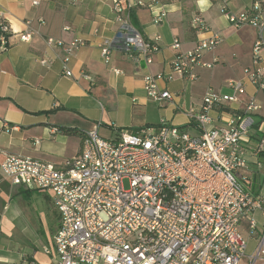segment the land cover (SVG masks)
<instances>
[{
	"label": "built area",
	"instance_id": "1",
	"mask_svg": "<svg viewBox=\"0 0 264 264\" xmlns=\"http://www.w3.org/2000/svg\"><path fill=\"white\" fill-rule=\"evenodd\" d=\"M142 5V0H113L119 29L113 39L100 45L105 62H111L117 46L127 52L135 50L148 65L153 63L160 37L146 39L130 20L132 11ZM263 7L264 0H256L252 11L236 14L226 7L225 12L234 26L248 24L259 31L252 51L253 66L244 69L246 79L259 90L264 89ZM152 11L155 23L165 21L164 9ZM27 26L19 35L23 42L39 34L31 21ZM192 26L201 32L211 31L201 15L193 17ZM9 27L0 12L2 44ZM221 42L214 34L178 53L172 72L196 80L198 65L212 66L202 61L203 53ZM47 43L62 49L64 73L72 76L68 64L86 42L47 38ZM174 48H181L179 40ZM173 78V74L164 73L145 75L148 96L160 103L172 100L173 94L161 89L159 81ZM227 86L231 94L209 88L200 104L187 109L198 129L195 135L163 119L156 126L117 129L113 138L88 131L80 152L63 167L20 154L6 156L1 168L14 186L53 195L60 214L55 238L57 264L241 263L247 249L241 222L247 219L252 229L257 227L254 213L264 215V198L251 193L244 182L248 174L243 141L248 127L235 114L225 123L213 116L214 110L225 109L247 91L242 80H232ZM260 108L251 99L247 110ZM256 256L264 259V236Z\"/></svg>",
	"mask_w": 264,
	"mask_h": 264
},
{
	"label": "crops",
	"instance_id": "2",
	"mask_svg": "<svg viewBox=\"0 0 264 264\" xmlns=\"http://www.w3.org/2000/svg\"><path fill=\"white\" fill-rule=\"evenodd\" d=\"M255 1L142 0L130 20L146 39L160 37L159 50L148 65L137 51L117 46L111 62H105L100 45L113 39L119 29L113 0H0V12L12 30L8 48H0V264L58 263L55 238L60 216L54 231L45 229L43 238L37 237L43 229L30 226L14 201L18 194L29 197L34 190L14 186L6 179L1 165L8 154L63 167L80 152L83 134L88 131L113 138L117 129L156 126L163 119L195 135L198 129L187 109L200 104L209 88L231 94L227 84L232 80L245 81L247 91L225 109L214 110L213 116L225 123L235 114L248 127L243 141L248 174L244 182L251 193L264 198V89H257L244 74L245 68L253 66L252 51L259 31L248 24L236 27L225 14L226 7L236 14L252 11ZM152 8L167 12L164 22H154ZM261 11L264 18V7ZM196 15L207 21L211 31L201 32L192 26ZM27 21L39 34L22 42L19 33L28 28ZM214 34L222 42L202 56L211 67L198 65L193 81L172 72L178 53ZM47 38L86 42L68 64L72 76L64 73L62 49L48 46ZM262 39L264 42V32ZM175 40L180 41V49L174 48ZM148 73L173 74L172 80L159 81L161 89L173 94L172 100L160 103L148 96L144 88ZM251 99L261 107L256 112L247 110ZM61 127L76 128L80 134H65ZM46 193L54 201L53 195ZM254 218L255 229L249 220L241 222L247 249L240 264H264V259L256 256L264 236V215L256 211Z\"/></svg>",
	"mask_w": 264,
	"mask_h": 264
},
{
	"label": "rangeland",
	"instance_id": "3",
	"mask_svg": "<svg viewBox=\"0 0 264 264\" xmlns=\"http://www.w3.org/2000/svg\"><path fill=\"white\" fill-rule=\"evenodd\" d=\"M28 22L29 21H27L26 24H28ZM7 34V37L5 36L4 39L5 43L3 44L1 40L2 37H0V48L3 50L8 48H6V46H9V39L12 35V30L10 27ZM3 45L6 46L4 47ZM124 185L126 189L129 188L128 180L124 181ZM14 201L19 206L22 213L25 214L26 218H29L28 222L30 226L36 229H43L39 232V235L37 236L38 238H43L45 229H51L54 231L57 227L60 214L54 204L53 199L51 198V195L47 194L45 191L34 190L29 197H25L23 193H20L14 198Z\"/></svg>",
	"mask_w": 264,
	"mask_h": 264
},
{
	"label": "trees",
	"instance_id": "4",
	"mask_svg": "<svg viewBox=\"0 0 264 264\" xmlns=\"http://www.w3.org/2000/svg\"><path fill=\"white\" fill-rule=\"evenodd\" d=\"M60 130L65 134H80V132L76 128L71 127H61ZM83 134V133H82ZM81 134V135H82ZM84 135V134H83Z\"/></svg>",
	"mask_w": 264,
	"mask_h": 264
}]
</instances>
